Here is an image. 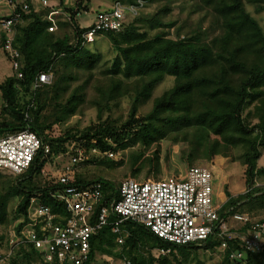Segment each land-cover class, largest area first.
<instances>
[{"label": "trees", "instance_id": "obj_1", "mask_svg": "<svg viewBox=\"0 0 264 264\" xmlns=\"http://www.w3.org/2000/svg\"><path fill=\"white\" fill-rule=\"evenodd\" d=\"M90 1L78 0L64 6L74 28L73 40L65 34L60 36L57 30L48 29L49 22L44 18L46 9L36 0L30 1V11L22 12L21 20L14 26L13 46L20 52L22 77L14 73L0 82L3 99L0 137L29 128L50 145L51 152L46 158L39 153L27 170L0 181V223L11 222L10 217H21L16 226L19 231L28 220L32 198L48 205L58 215L56 221L69 217L63 203L53 196L63 185L52 177L41 178L51 156L66 152L69 141L77 140L89 148L114 151L139 141L149 147L161 138L176 136L184 127L199 130L200 139L189 150L192 166L199 159L211 160L228 149H241L237 158L247 167L248 188L237 195L227 194L220 209V220L229 222L236 213L248 215L247 221L234 223V227L229 223L231 230L239 233L253 228L257 221H264L246 211L250 204L251 212L262 211L255 210L254 204L260 200L264 203V186L256 183L258 177L264 176V166L258 163L264 150V25L248 10V5H253L257 12H264V0H189L197 5V9L213 13L212 23L218 27L213 37H210V31L198 25L187 30L181 25L176 34L170 36V28L175 23L163 21V14L169 12L170 7L163 6L152 15L142 13L143 7L157 0H115L114 4L119 2L126 7L122 28L102 30L97 34L109 37L116 51L111 64L102 69L105 83L95 78L102 53L85 42L83 34L89 27L77 20L81 12L90 10ZM36 6L41 10L36 11ZM147 27L162 29L151 35L149 29H145ZM181 29L186 35L181 34ZM3 42L4 34L0 32V48ZM40 72L50 73L52 80L34 88ZM170 78L172 85L155 96L157 86ZM90 84L95 97L88 100ZM125 96L131 99L128 119L121 124H116L113 119L103 120L105 108H109V104L117 106L118 100ZM150 100L151 109L139 115L141 103ZM88 102L97 107L98 122L79 130L70 128L65 135H50L52 127L70 119ZM48 106L52 109L46 114L44 111ZM252 119L257 121L252 123ZM89 162L110 163L111 160L92 157L82 163L76 174L77 184L102 185L103 197L95 206V221L101 206L118 197L120 182L100 176L86 177L85 166ZM158 162L159 157L155 166ZM12 200L17 201L16 207L8 217ZM117 218L111 213L109 224L91 238L89 258L84 264H99L103 256V262L109 263L107 259L113 257L112 260H129L131 264H191L199 249L219 251L224 240L227 245L218 264H264V250H247L239 237L213 233L201 243L175 244L131 220L123 221L121 232L116 233L111 223ZM217 225L218 221L215 222ZM118 236L124 238L123 243H118ZM3 239L0 235V246ZM155 248L168 250V254L156 259L152 255ZM234 252H242L244 256L232 258ZM13 255L10 264H45L33 247L21 246Z\"/></svg>", "mask_w": 264, "mask_h": 264}, {"label": "built area", "instance_id": "obj_2", "mask_svg": "<svg viewBox=\"0 0 264 264\" xmlns=\"http://www.w3.org/2000/svg\"><path fill=\"white\" fill-rule=\"evenodd\" d=\"M30 1L34 0H0L1 4L10 9L9 13L0 17V31L4 34L2 49L7 53L17 77H22V73L20 52L13 46L14 26L21 20L22 12L30 11ZM76 1L78 0L39 1L41 7L46 9L44 18L49 22L50 31L58 30L60 20L65 18H60L59 14H68L64 11V6L73 5ZM35 10L41 9L38 7ZM125 20L126 7L116 2L111 10H100L95 14V18L85 25L89 29L83 34V38L85 42L91 43L99 31L119 30ZM51 80L50 73L40 72L33 87L48 84ZM70 147L66 152L51 156L52 165H55V160L66 158L52 178L63 185L53 196L63 203L69 217L56 221L58 215L48 205L32 198L28 207V220L19 231L14 228L11 233L8 254H14L21 246L26 249L33 247L40 253L45 264H84L89 258L91 238L109 224L111 213L118 216L111 223L116 233L121 232L120 224L123 221L131 220L147 226L163 240L175 244L201 243L211 234L219 233L221 236L227 234L229 238L239 237L243 246L251 252L264 250V221H257L253 228L239 233L231 230V225L234 227V223L247 221L248 215L236 213L229 222L220 220V209L225 197L215 191V175L206 166L194 165L179 176L170 175L144 181L124 179L117 187L118 197L113 198L108 205L101 206L93 221L95 206L103 197L102 185L77 184L76 174L87 160L88 154L84 147L73 144ZM91 151L98 155H114L110 149L93 147ZM50 152V145L29 128L0 137V171L22 173L30 167L39 153L42 158H46ZM123 240L122 236H118V243H123ZM226 245L224 240L221 248ZM243 256L242 252L231 254L232 258ZM119 264L131 262L122 259Z\"/></svg>", "mask_w": 264, "mask_h": 264}, {"label": "rangeland", "instance_id": "obj_3", "mask_svg": "<svg viewBox=\"0 0 264 264\" xmlns=\"http://www.w3.org/2000/svg\"><path fill=\"white\" fill-rule=\"evenodd\" d=\"M51 1V0H50ZM115 0H91L89 3L90 10L87 12H81L77 16V20L81 25H88L94 18L95 14L100 10H105L113 7ZM163 6L170 7V11L163 14V21L168 22L171 21L175 23L172 28H170L171 35L174 36L177 32V28L183 25L185 30L193 29L196 25L202 27L201 29H207L210 37H213L215 33L218 31V27L215 26L213 21V13L211 11H207L205 9H197V5L193 1L189 0H157L149 5L143 7L142 13L152 15L158 9ZM248 10L254 15L261 25H264V12H257L255 6L248 5ZM10 9L4 6V4L0 3V17L9 13ZM66 12V11H65ZM67 13V12H66ZM60 18L64 17V19L59 22V30L58 33L60 36L64 34L68 36L70 40H73L74 36V28L71 24L69 14H59ZM217 25V24H216ZM197 26V27H198ZM1 29V26H0ZM145 29H149V33L154 35L156 32L160 31L162 28H150L147 27ZM167 29V28H166ZM183 30L182 35H186V32ZM93 42L89 44V47L92 49H97L102 53L101 64L96 68L95 78H99L101 80L100 83H105L106 80L105 74L102 72V69L109 66L116 57V51L113 49L111 41L109 37L104 35H98ZM168 36V35H167ZM15 73L14 69L11 67V61L4 53L3 49L0 48V82H2L7 76L13 75ZM172 79H166L162 83H160L156 90L155 96L160 94L164 89L169 88L172 85ZM76 85V84H73ZM95 97V90L93 85H89L87 89V99L91 100ZM2 96L0 91V111L2 108ZM119 104L116 106L114 104H109V108H105L102 113L103 120L110 119L114 120L116 124H121L123 121L128 119V111L131 105V99L128 96L122 97L118 100ZM152 107V100L147 102H142L139 109V115H144L147 111H149ZM52 106H48L44 111L50 113ZM257 119H252V123H255ZM98 122V109L93 104L89 102L82 105L79 111L73 115L70 119L63 121L62 123L56 125L51 128L49 131L50 135L53 137H57L60 135H65L69 129H83L92 123ZM199 130L197 128L192 127H184L179 133H176V136L164 137L149 147H145L142 145L141 141L136 143L133 146H129L125 149L118 148V150L113 151V156H104L103 154H96L91 151L92 147L81 145L83 144L81 141L71 140L67 143L69 150L71 145L86 147L88 158L100 156L101 158H109L111 160L110 163L107 162H89L86 165L85 171L88 174L86 177L93 178L96 176H100L105 179H111L115 182L119 183L124 179L133 178L138 181H144L147 179H159L162 177L170 176V175H183L187 172L190 166L189 162V150L191 147L195 146L199 141L198 136ZM214 138H218L215 135H212ZM109 142L113 141L109 139ZM112 144H115L114 142ZM227 152V153H226ZM225 154L216 155L211 160L206 158L199 159L194 165L197 166H206L215 175L214 189L219 194L223 193V197H226L227 194H239L243 193L247 190L248 186L246 184V165H244L241 160L237 158L240 156L241 149H228ZM263 154L259 158V165L264 166V150ZM158 154V155H157ZM157 157H159L158 165L155 166V162ZM153 160V161H149ZM66 158H61L55 160V165L52 162L46 163L42 170L41 178L48 179L52 177L53 173L59 169V167L64 164ZM91 161V160H90ZM114 161V163H112ZM150 162V163H149ZM59 163V164H58ZM53 168H50L51 166ZM80 169V168H79ZM84 171V172H85ZM0 181L2 179H7L9 177L16 176L10 171H0ZM13 179V178H11ZM256 183L258 185L264 186V176H260L256 179ZM219 196V195H218ZM15 200H12L9 204V214L13 213L14 208L16 207ZM261 201V200H260ZM257 201L254 204V208L261 209L262 211H252L251 204L247 206V210L253 217L257 219L264 218V203L263 201ZM251 206V207H250ZM11 214L8 216L10 217ZM13 217V215H12ZM18 218H11V222L2 224L0 223V235H3L2 246H0V264H10V259L14 256L13 254H8L9 247L7 246V241L9 245V240L11 239V233L13 229L18 225ZM20 222V221H19ZM119 248V247H118ZM161 248H155L152 250V255L158 259L162 255L168 254V252H162ZM219 251H207L203 249H199L198 256L191 261V264H200V262H204V264H218L222 260V250L223 248L218 249ZM17 252V251H16ZM15 252V253H16ZM194 252V251H193ZM14 253V254H15ZM101 257L99 260V264H116L120 260L115 258H106L109 262H103L104 260ZM196 260V261H195ZM26 264V263H20Z\"/></svg>", "mask_w": 264, "mask_h": 264}, {"label": "crops", "instance_id": "obj_4", "mask_svg": "<svg viewBox=\"0 0 264 264\" xmlns=\"http://www.w3.org/2000/svg\"><path fill=\"white\" fill-rule=\"evenodd\" d=\"M49 1H50V0H49ZM51 1H56V0H51ZM51 1H50V2H51ZM37 2L39 3V1H38V0H37ZM38 7H39V6H36V8H38ZM0 32H1V31H0Z\"/></svg>", "mask_w": 264, "mask_h": 264}, {"label": "clouds", "instance_id": "obj_5", "mask_svg": "<svg viewBox=\"0 0 264 264\" xmlns=\"http://www.w3.org/2000/svg\"><path fill=\"white\" fill-rule=\"evenodd\" d=\"M222 196H223V193H222ZM226 198V197H225Z\"/></svg>", "mask_w": 264, "mask_h": 264}]
</instances>
